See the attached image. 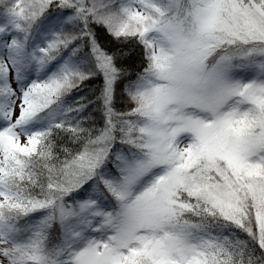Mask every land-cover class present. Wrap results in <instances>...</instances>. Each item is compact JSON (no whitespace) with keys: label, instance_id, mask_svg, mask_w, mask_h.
Listing matches in <instances>:
<instances>
[{"label":"snow or ice","instance_id":"1","mask_svg":"<svg viewBox=\"0 0 264 264\" xmlns=\"http://www.w3.org/2000/svg\"><path fill=\"white\" fill-rule=\"evenodd\" d=\"M0 264H264V0H0Z\"/></svg>","mask_w":264,"mask_h":264}]
</instances>
